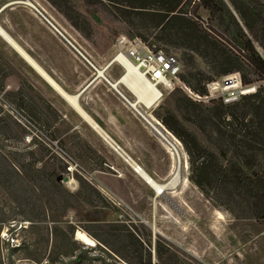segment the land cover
I'll list each match as a JSON object with an SVG mask.
<instances>
[{"label":"rangeland","instance_id":"obj_1","mask_svg":"<svg viewBox=\"0 0 264 264\" xmlns=\"http://www.w3.org/2000/svg\"><path fill=\"white\" fill-rule=\"evenodd\" d=\"M10 1L18 0H0V7ZM29 1L39 5L37 7L44 10L45 15L59 29L74 37L78 43L76 46L89 56L98 68L105 67L113 59L116 39L119 36L130 38L128 33L132 28L129 26L139 21L131 13L116 10L107 1L65 0L67 6L80 14L79 23L89 36L85 39L46 0ZM223 1L234 14L228 0ZM255 2L262 5L260 8L264 11V0ZM23 8L22 5L10 6L0 14V26L3 28L10 26L9 34H13V37L19 34L25 38L27 34L35 31L32 21L21 13L20 10ZM188 8L194 19L210 29L213 35L226 37L222 27L217 23V15L203 8L197 0H191ZM143 23L150 25L152 22L147 18ZM40 36V42L47 44V48H52L46 41V36L38 33L37 39ZM148 41L154 43L151 37ZM252 43L255 50L262 55V48L253 39ZM161 47L168 54L178 60L181 59L182 50ZM198 62L204 67L199 59ZM59 69L63 73L66 65L63 64ZM122 72L119 66L113 64L106 69L105 75L115 80ZM250 78L255 80L250 86L255 87V91L261 88V96L264 98V81H259L255 75H250ZM1 83L3 85V90L0 91L1 116L13 124L15 134L0 135V154L11 162L16 158L14 152L21 154L26 150L35 152L39 147L38 142H45L52 147L53 152L67 162V168H72L71 172L66 168L67 174L63 177V180L67 179L63 185L69 191L74 192L78 187L74 174L86 178L108 200L118 206L127 218L143 223L153 234L161 236L185 264H264V222L254 219L248 212H242L243 208L231 212L224 207L214 206L212 199H216L215 191H209L212 199L210 197L208 199L190 181V165L182 144L155 117L154 111H157L158 106L175 111L174 96H171V93L148 110L147 114L165 128L174 138L171 135L169 137L180 147L183 158L181 173L183 186L165 195L175 208L169 206L162 197L156 196L138 174H134L126 165L114 160L105 149L98 147L101 153H97L100 160L85 156L81 150L84 141L74 129L79 125L75 115L68 112V120L62 119L61 116V119L55 120L52 114L43 108L39 102L40 98L44 99L43 93H50L53 101L56 100L55 93L0 38ZM19 87L22 88L28 103L32 100V103L35 102L39 106L40 112L36 118L27 110L19 109L14 99L6 95L9 92H16ZM121 91L129 100L134 101L133 96L131 97L124 88ZM174 94L186 96L178 88L174 90ZM61 106L63 110L64 107ZM138 124L139 127L128 125L123 134L129 144L125 152L131 161L140 166L152 179L165 181L172 161L144 122L140 120ZM182 126L194 133L204 146L215 150L214 137L203 136L188 121H183ZM80 127L84 129L83 125ZM259 168H264L263 163ZM12 185L14 188L8 192L0 186V264H77L80 256L86 257L84 264H123L104 248L100 249L95 244L89 247L76 239L77 232L87 235L81 229L84 223H81V214L76 210H67L63 216L51 215L47 211L42 215L38 198L26 192L23 194L18 181L13 180ZM24 201L30 204L32 212L22 210L19 206ZM25 216L38 217L30 222L24 219ZM155 262L154 258L152 264Z\"/></svg>","mask_w":264,"mask_h":264},{"label":"trees","instance_id":"obj_2","mask_svg":"<svg viewBox=\"0 0 264 264\" xmlns=\"http://www.w3.org/2000/svg\"><path fill=\"white\" fill-rule=\"evenodd\" d=\"M46 1L82 37L89 38L79 23L80 14L67 6L65 0ZM103 1L139 20L129 26L132 28L128 33L130 38H138L167 55L170 54L161 46L183 51L179 60L182 66L179 79L194 94L203 96L206 83L233 73L240 75L243 85L255 82L250 75L264 81V11L255 0H228L234 14L223 0H197L203 8L217 15L224 38L213 35L210 29L194 19L188 8L191 0ZM147 18L152 22L150 25L143 23ZM150 37L154 43L148 41ZM252 39L262 48V55L255 50ZM6 95L14 99L19 109L27 110L35 118L38 116L39 106L32 100L28 103L21 87ZM172 95L175 111L158 106L154 115L182 144L190 165V181L208 199L209 191H215L216 199L210 197L214 206L231 212L243 208L242 212L264 222V168H259L262 163L264 165L261 88L230 105L212 101L207 106L193 102L183 94L176 96L174 91ZM39 102L55 120L61 119L44 99L40 98ZM183 121L192 123L203 136L214 137L215 150L204 146L194 133L183 128ZM12 133L15 134L13 124L1 116L0 109V135ZM38 144L35 152H14V162L0 154V186L3 190L10 191L14 188L12 181H18L23 194L26 192L38 198L42 215L47 211L63 216L67 210H76L84 223L81 229L95 246L109 251L123 264H152L154 258V264H185L161 236L153 234L143 223L127 218L85 178L74 174L78 187L74 192L69 191L63 185L67 162L53 152L49 144L42 141ZM82 147L85 156L100 160L87 143H82ZM19 206L32 212L27 201ZM37 217L25 216L24 219L33 222ZM81 258L78 257V261ZM85 260L86 257L77 264H84Z\"/></svg>","mask_w":264,"mask_h":264},{"label":"crops","instance_id":"obj_3","mask_svg":"<svg viewBox=\"0 0 264 264\" xmlns=\"http://www.w3.org/2000/svg\"><path fill=\"white\" fill-rule=\"evenodd\" d=\"M36 6L39 7L37 4ZM23 7L24 8L20 10L21 13L32 21L36 32H30L25 38L19 34L13 37V34H9L10 26H5V29L0 26V30L3 31L8 40L4 39L2 36H0V38L40 77L42 82L55 93V101L51 99L50 93L48 92H44L42 96L44 100L58 112L62 119H69L68 112L75 115L79 125L75 126L74 129L85 143H87L98 154H101L98 147L105 149L114 160L126 165L134 174H138L148 185L147 181L140 174L144 171L140 166L133 163L125 152V148L129 146V144L126 142V138L123 134L126 132L128 125L139 127L138 122L142 120L158 142L159 139L153 131L150 130L147 120L144 119V117L135 114L132 107L129 104L127 105L120 98L115 89L110 87L107 81L103 80V78L106 77L107 80L114 83L119 77L114 80L105 75V70L102 71L103 77L98 76L97 79L87 85L94 77V70L32 9H30L29 6ZM5 23L8 24V22ZM63 32L67 34L66 36L74 43V45L78 44L74 37L68 34L65 30H63ZM38 33L43 37L44 35L46 36V41L53 49L47 48V44L40 42L41 36L37 39ZM11 42L16 45L50 81L45 79V77L33 67L28 60H26L18 50L12 46ZM27 51L30 53H27ZM87 57L89 59V56ZM91 62L95 66L93 61ZM63 64L66 65V69L62 73L59 67ZM103 68L99 69V71ZM86 85L87 87H85ZM118 88L123 87L118 86ZM79 92L80 94L78 95V98H76V95ZM60 104L63 105L64 111ZM80 125L84 126L83 130ZM103 135L106 136L107 139ZM108 140H110L119 151L115 150ZM120 152H122L129 161H126ZM135 166L140 168V173L134 171ZM169 172L170 170L168 171L166 178L168 177Z\"/></svg>","mask_w":264,"mask_h":264},{"label":"built area","instance_id":"obj_4","mask_svg":"<svg viewBox=\"0 0 264 264\" xmlns=\"http://www.w3.org/2000/svg\"><path fill=\"white\" fill-rule=\"evenodd\" d=\"M115 48V58L111 60V65L116 64L121 68L123 62L131 63L145 81L152 85L156 100L154 106L176 88L182 90L193 102L204 104L217 101L224 105H230L237 102L241 97L255 92V87L243 85L240 75L233 73L206 83V93L203 96H199L191 92L180 81L179 75L181 74L182 66L175 56L167 55L160 49L150 47L146 42L138 38H128L126 36H119L116 39ZM115 59L116 61H114ZM119 90L121 91L122 88H119ZM117 94L125 103L128 102L129 98L124 92H117ZM128 94L131 96L130 93ZM138 106L140 109L144 108L143 103H138ZM67 169L69 172L72 171L71 167ZM134 171L137 172V169L134 168Z\"/></svg>","mask_w":264,"mask_h":264},{"label":"bare ground","instance_id":"obj_5","mask_svg":"<svg viewBox=\"0 0 264 264\" xmlns=\"http://www.w3.org/2000/svg\"><path fill=\"white\" fill-rule=\"evenodd\" d=\"M13 2H24L25 5L31 7L34 5L29 0H22V1H13ZM36 6V5H35ZM1 29V28H0ZM0 36L4 39L8 40L4 33L0 30ZM9 42V41H8ZM12 46H14L18 52L28 60L33 67H35L48 81H50L28 58L27 56L11 42ZM115 56L113 57V59ZM112 59V60H113ZM117 59V58H116ZM116 59L114 61H116ZM123 72L121 76L117 79L116 82L111 83V87L116 90H119L118 86H122L128 93H130L134 97V101L127 100L128 104L132 107L135 113L139 116L144 117L147 120V124L150 130L158 137L159 142L163 145L164 149L168 153L171 158L172 165L169 172L167 179L163 182L155 181L154 179L150 178L144 172L140 171V168L135 166L137 172H141L140 174L143 178L147 181L148 186L151 190L155 193L158 191H162L160 197L163 199L166 198V193L172 192L179 187L183 186V182L181 179V173L183 169V158L181 155L180 147L175 143L169 134L164 131V128L154 119H152L148 114L147 111L150 110L156 103L154 97V89L152 85L148 84L145 79L142 77L140 73L137 72V69L129 62H123L121 66ZM98 76L103 77V72L100 70L98 72ZM138 103H143L144 108L140 109ZM167 199V198H166ZM76 239L83 243L84 245L93 246V241L85 234L77 232Z\"/></svg>","mask_w":264,"mask_h":264},{"label":"water","instance_id":"obj_6","mask_svg":"<svg viewBox=\"0 0 264 264\" xmlns=\"http://www.w3.org/2000/svg\"><path fill=\"white\" fill-rule=\"evenodd\" d=\"M14 5L27 6V5L24 4V2H13V1H10V2L4 4L3 6L0 7V14L7 7L14 6ZM29 8L32 9L57 35H59L94 70V77L92 78V80L87 85H89L91 82H93L95 79H97L98 78L97 72L101 68L95 67L92 64V62L88 59V57L76 45H74V43L64 34V32L61 29H59L56 26V24L53 23V21L51 19H49L41 9H39L35 5H31V7H29ZM111 63H112V61H110L109 63H107L106 66L101 71H105L111 65ZM103 80L107 81V83L111 87L112 84H111V82L109 80L106 79V77L103 78ZM87 85L85 87H87ZM115 91L121 93L120 90H116L115 89ZM80 92L76 95V98H78V95L80 94ZM126 104L128 105V102ZM164 131H166L169 135H171L165 128H164ZM104 137L106 138V136H104ZM172 138H174V137L172 136ZM108 141H109L110 144H112V146L114 147L115 150L119 151L118 148L116 146H114V144L110 140H108ZM178 144H179V142H178ZM120 153L123 155V157L125 158L126 161H129V159L122 152H120ZM63 182L66 183L67 182V179H64ZM161 193H162V191H158L156 193V196H160ZM165 200H166V202H167V204L169 206H171L172 208H175L174 205L168 199L165 198ZM93 243L95 244L94 241H93ZM89 247H91V246H89Z\"/></svg>","mask_w":264,"mask_h":264}]
</instances>
